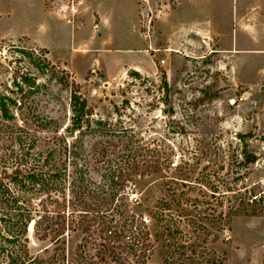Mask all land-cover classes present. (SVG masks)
Masks as SVG:
<instances>
[{"label":"rangeland","instance_id":"374dc122","mask_svg":"<svg viewBox=\"0 0 264 264\" xmlns=\"http://www.w3.org/2000/svg\"><path fill=\"white\" fill-rule=\"evenodd\" d=\"M24 75L34 82L25 111L64 126L72 84L79 85L91 120L110 130L79 140L90 164L94 148H110L111 133L127 130L153 144L161 159L187 162L182 168L192 181L209 185L222 168L221 181L235 171V183L258 181L264 193V0H0V84ZM242 151L257 162L243 165ZM94 169L89 174L97 180ZM125 191L133 205L139 194L130 184ZM22 196L34 207L40 197ZM27 203L3 205L9 219L1 225L19 233V214L32 209ZM31 230L27 243L6 245L0 264L41 254L44 245ZM219 237L208 259L260 264L264 213L233 217ZM66 249L69 258L70 240ZM151 263L161 264L156 256Z\"/></svg>","mask_w":264,"mask_h":264},{"label":"trees","instance_id":"16d2710c","mask_svg":"<svg viewBox=\"0 0 264 264\" xmlns=\"http://www.w3.org/2000/svg\"><path fill=\"white\" fill-rule=\"evenodd\" d=\"M72 85L71 117L64 126L57 118L25 111L34 88L28 75L14 77L10 86L0 84V220L9 219L3 205L32 207L24 218L19 214L24 220L19 233L0 222V254L8 244L27 243L31 225L33 239L44 246L20 264H66L67 259V264H152L153 256L161 264H218L207 253L229 231L230 220L263 215L260 182L239 185L235 171L225 173L233 175L230 182L221 181L222 168L209 185L202 178L192 181L182 168L187 162L177 166L161 159L153 144L127 130L111 133L110 148H94L90 164L79 140L110 130L91 120L79 85ZM257 160L242 151L243 165ZM93 166L97 180L89 174ZM128 184L139 194L133 205L127 201ZM205 186L209 195L201 189ZM27 191L40 195L35 207L22 196Z\"/></svg>","mask_w":264,"mask_h":264},{"label":"crops","instance_id":"0c3cea01","mask_svg":"<svg viewBox=\"0 0 264 264\" xmlns=\"http://www.w3.org/2000/svg\"><path fill=\"white\" fill-rule=\"evenodd\" d=\"M260 264H264V239L260 241Z\"/></svg>","mask_w":264,"mask_h":264},{"label":"built area","instance_id":"2783aa9c","mask_svg":"<svg viewBox=\"0 0 264 264\" xmlns=\"http://www.w3.org/2000/svg\"><path fill=\"white\" fill-rule=\"evenodd\" d=\"M229 103H230V104H234V103H235V99H231V100L229 101Z\"/></svg>","mask_w":264,"mask_h":264},{"label":"water","instance_id":"95a60500","mask_svg":"<svg viewBox=\"0 0 264 264\" xmlns=\"http://www.w3.org/2000/svg\"><path fill=\"white\" fill-rule=\"evenodd\" d=\"M32 228V227H31Z\"/></svg>","mask_w":264,"mask_h":264}]
</instances>
